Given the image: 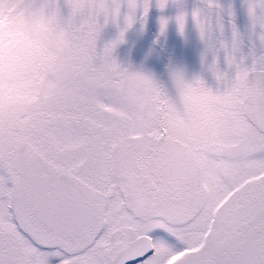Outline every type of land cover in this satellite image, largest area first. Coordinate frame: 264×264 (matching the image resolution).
Returning <instances> with one entry per match:
<instances>
[{
  "label": "rangeland",
  "instance_id": "rangeland-1",
  "mask_svg": "<svg viewBox=\"0 0 264 264\" xmlns=\"http://www.w3.org/2000/svg\"><path fill=\"white\" fill-rule=\"evenodd\" d=\"M183 1L0 0V235L10 239L0 264H110L119 249L101 250L83 229L63 235L50 227L42 191L20 167V143L64 171L95 163L110 191L125 178L104 167L114 145L139 146L145 137L152 146L169 110L180 122L189 105L198 107L203 133L218 118L214 107L237 120V143L226 141L220 163L221 217L211 233L192 223L189 237L178 226L166 230L154 205L142 220L126 213L138 234L156 241L138 264H207L218 240L252 216L254 239L231 264H264V136L244 115L253 71L264 68V0ZM161 87L165 118L157 113ZM12 200L27 235L11 222Z\"/></svg>",
  "mask_w": 264,
  "mask_h": 264
},
{
  "label": "flooded vegetation",
  "instance_id": "flooded-vegetation-1",
  "mask_svg": "<svg viewBox=\"0 0 264 264\" xmlns=\"http://www.w3.org/2000/svg\"><path fill=\"white\" fill-rule=\"evenodd\" d=\"M257 80L254 70L250 81L255 86L254 96H251L253 108L258 106ZM212 109L218 118L210 132L201 131L202 126L196 120L198 107L189 105L187 118L181 120V124L180 118H173L168 129H162L164 134L154 135L152 146L147 145L142 138L140 146L126 145V149H113L114 154L108 155V164L104 167L106 170L113 167L122 169L125 178L119 182L115 179L110 191L109 182L103 179L99 181L95 176V163L77 172L78 178L101 194L99 201L82 196L66 179L65 174L69 172L59 169L57 174L49 175L33 156L26 157L22 169L32 189L42 191L38 199L39 209L49 218L50 227L63 235H74L80 229L88 235H95L93 233L99 231L100 235L93 238L100 241L101 250L119 248L120 251L131 241L129 237L136 238L139 235L136 230L132 235L129 234V228L137 229V226L127 223L126 213H132L142 220L146 207L154 205L159 210L160 221L182 228L185 226L189 237L194 223V228H198L200 233L204 224L212 221L216 214L221 216L219 209L225 194L219 185L220 163L224 158L226 141L232 138L235 141L239 133L234 115L227 116L218 108ZM143 177L152 180L150 185H153V190L141 185ZM135 196L138 199L131 206L129 201ZM210 198H213V207L207 216ZM16 211L14 209L11 222L19 233L27 235ZM114 225H117L116 230H113ZM124 225H128V230L121 236L117 230ZM249 228H253V217L239 222L236 230L233 229L218 240L213 250L215 256L207 264L233 263L253 238V230ZM207 230L208 225L204 233ZM9 242L8 236L0 235V245ZM115 243L121 245L115 248Z\"/></svg>",
  "mask_w": 264,
  "mask_h": 264
},
{
  "label": "water",
  "instance_id": "water-1",
  "mask_svg": "<svg viewBox=\"0 0 264 264\" xmlns=\"http://www.w3.org/2000/svg\"><path fill=\"white\" fill-rule=\"evenodd\" d=\"M262 76H263L262 86L264 87V75ZM261 96H262V107L257 109L250 117H251V121L257 127H259L261 131L264 132V93ZM32 151L33 148L28 144L19 147V152L22 155L24 154L27 155ZM82 189L84 190V188ZM149 252H150V242L148 239L142 238L134 242L126 252L116 257L113 264H130L137 260L143 259L147 254H149Z\"/></svg>",
  "mask_w": 264,
  "mask_h": 264
}]
</instances>
